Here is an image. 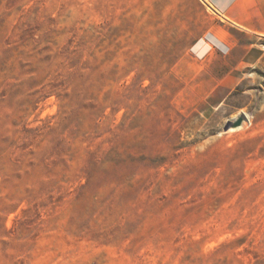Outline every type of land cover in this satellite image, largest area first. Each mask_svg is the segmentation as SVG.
<instances>
[{
	"label": "rangeland",
	"instance_id": "rangeland-1",
	"mask_svg": "<svg viewBox=\"0 0 264 264\" xmlns=\"http://www.w3.org/2000/svg\"><path fill=\"white\" fill-rule=\"evenodd\" d=\"M206 19L0 0V264H264V64L203 112Z\"/></svg>",
	"mask_w": 264,
	"mask_h": 264
},
{
	"label": "crops",
	"instance_id": "crops-1",
	"mask_svg": "<svg viewBox=\"0 0 264 264\" xmlns=\"http://www.w3.org/2000/svg\"><path fill=\"white\" fill-rule=\"evenodd\" d=\"M207 28L190 51L212 84L202 111L222 107L250 70L264 64V0H197Z\"/></svg>",
	"mask_w": 264,
	"mask_h": 264
},
{
	"label": "water",
	"instance_id": "water-1",
	"mask_svg": "<svg viewBox=\"0 0 264 264\" xmlns=\"http://www.w3.org/2000/svg\"><path fill=\"white\" fill-rule=\"evenodd\" d=\"M245 120V117L241 116L238 119H236L235 121H231L229 122L224 129L228 130L229 128H239L243 125V122Z\"/></svg>",
	"mask_w": 264,
	"mask_h": 264
},
{
	"label": "bare ground",
	"instance_id": "bare-ground-1",
	"mask_svg": "<svg viewBox=\"0 0 264 264\" xmlns=\"http://www.w3.org/2000/svg\"><path fill=\"white\" fill-rule=\"evenodd\" d=\"M243 115L246 117V119L249 117V115H248V114H245V113H244Z\"/></svg>",
	"mask_w": 264,
	"mask_h": 264
}]
</instances>
